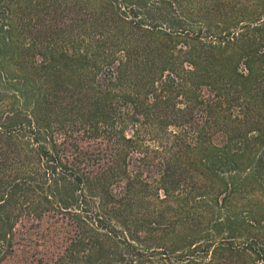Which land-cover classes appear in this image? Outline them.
<instances>
[{
    "label": "trees",
    "instance_id": "obj_1",
    "mask_svg": "<svg viewBox=\"0 0 264 264\" xmlns=\"http://www.w3.org/2000/svg\"><path fill=\"white\" fill-rule=\"evenodd\" d=\"M0 264H264V0H0Z\"/></svg>",
    "mask_w": 264,
    "mask_h": 264
}]
</instances>
